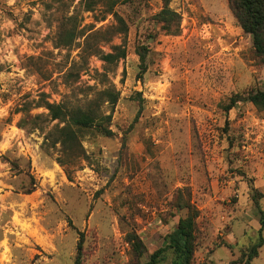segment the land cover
I'll use <instances>...</instances> for the list:
<instances>
[{
  "label": "rangeland",
  "instance_id": "374dc122",
  "mask_svg": "<svg viewBox=\"0 0 264 264\" xmlns=\"http://www.w3.org/2000/svg\"><path fill=\"white\" fill-rule=\"evenodd\" d=\"M81 1L0 0V264H76L78 242L77 264H144L165 245L183 215L173 206L188 194L199 211L193 264L239 260L257 241L253 189L264 211V112L239 102L225 113L223 105L264 90L250 37L227 0H170L177 35L154 19L161 0H118L113 10L127 32L111 44L123 45L126 57L107 66L93 56L82 70V39L54 47L61 22L74 14L80 28L115 22L95 21L101 8L82 12ZM104 89L119 94L112 111L100 106L111 111L112 134H82L88 161L69 181L56 153L42 147L56 121L44 108L30 110L34 122L18 111L41 98L84 109ZM28 175L36 187L24 194ZM129 233L146 249L141 258ZM170 260L168 252L162 264ZM251 264H264V244Z\"/></svg>",
  "mask_w": 264,
  "mask_h": 264
},
{
  "label": "trees",
  "instance_id": "16d2710c",
  "mask_svg": "<svg viewBox=\"0 0 264 264\" xmlns=\"http://www.w3.org/2000/svg\"><path fill=\"white\" fill-rule=\"evenodd\" d=\"M149 1V0H146ZM118 0H82V12H95L101 8L99 16L95 21H103L107 15H112L115 25L105 29H94L93 25L80 28L77 14L67 17L61 22L58 28L54 47L56 49H69L78 39H82L79 45L80 51L78 65L83 70L87 67L90 57H97L107 66H114L126 57L123 45H112L111 42L116 35L127 32L126 22L121 16L114 12V6ZM162 8L154 16L160 29L167 35H177L179 33L180 16L169 9L170 0H161ZM228 8L238 23L242 32L250 37L255 57L259 60L264 69V0H227ZM100 6V7H99ZM101 45H109V51L105 52ZM142 51L145 48L141 47ZM141 62V73L146 71L145 54L138 53ZM245 97L233 95L228 103L223 105L225 113L232 110L237 103H250L257 111L264 112V90L251 89L244 92ZM44 96V95H42ZM118 92L111 89H104L97 93L94 99L86 108L68 109L61 104L48 102L41 98L33 103H26L18 112L28 116L31 122L39 119V115L30 116L33 108H44L50 121H56L50 129L45 131L42 147L45 150H53L56 153V162L62 167L67 179L72 181L73 174L81 167V163L88 161V156L82 145V134L93 130L101 136H110L109 129L111 121V111L118 102ZM107 103L110 112L103 114L100 106ZM25 118V117H24ZM25 119H20L18 126L25 128ZM38 130L44 131L40 125H36ZM16 167L14 163H11ZM12 167V168H13ZM29 176V183L23 187L24 194H30L36 187L33 176ZM254 207L257 210V220L259 229L257 231V241L248 250L241 254L240 259L231 261L229 264H251L252 260L258 257L259 249L263 246L262 232L264 230V211L260 209L259 200L263 196L253 189L251 196ZM173 208L177 213H183L179 217L175 229L164 238L165 245L148 255L144 264H162L167 260V253H171L170 264H193L196 247V221L199 211L191 203L189 194L187 197L178 196ZM128 242L136 258H141L146 252L142 241L135 234L129 233ZM81 242L77 244L76 264L81 256ZM139 264V263H138Z\"/></svg>",
  "mask_w": 264,
  "mask_h": 264
}]
</instances>
